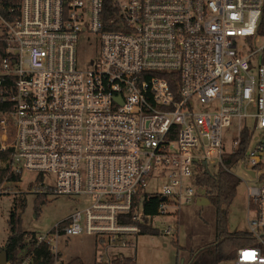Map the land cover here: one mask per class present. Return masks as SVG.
<instances>
[{"label":"built area","instance_id":"built-area-1","mask_svg":"<svg viewBox=\"0 0 264 264\" xmlns=\"http://www.w3.org/2000/svg\"><path fill=\"white\" fill-rule=\"evenodd\" d=\"M0 100L8 174H34L35 196L91 200L36 234L18 264H37L42 245L62 264L65 237L126 248L153 225L146 197L175 213L221 169L255 213L256 245L231 264H264V0H20L6 14L0 3Z\"/></svg>","mask_w":264,"mask_h":264},{"label":"rangeland","instance_id":"rangeland-1","mask_svg":"<svg viewBox=\"0 0 264 264\" xmlns=\"http://www.w3.org/2000/svg\"><path fill=\"white\" fill-rule=\"evenodd\" d=\"M96 51L95 45L93 48L86 46L81 55L88 61L96 55ZM0 168L4 169L3 162H0ZM212 172L215 173L216 169L212 168ZM34 179V174H24L20 182L8 186L2 184L5 189L3 191L2 186L0 188V192H3L0 196V254L10 236L9 218L15 204L19 214L22 211V204L25 207L22 214L23 230L44 235L91 203L87 197L53 195L36 201ZM159 187L158 183L150 181L147 191L153 192L159 190ZM196 203L182 208L177 215L169 212L167 215L156 216L152 224L160 234L129 237L132 245L126 248L120 247L119 243L103 248L97 245L96 239L92 236L65 237L58 243V251L61 254L59 261L66 263L80 257L85 264H108L114 258L132 257L135 258L136 264H182L190 252L208 245L215 238L214 207L210 205L200 207ZM249 205L248 189L242 181L233 204L228 208L227 227L230 233L250 231L249 220L254 218L255 213ZM169 227L172 228V234H163ZM99 254L103 255L102 263H97L100 259Z\"/></svg>","mask_w":264,"mask_h":264},{"label":"trees","instance_id":"trees-1","mask_svg":"<svg viewBox=\"0 0 264 264\" xmlns=\"http://www.w3.org/2000/svg\"><path fill=\"white\" fill-rule=\"evenodd\" d=\"M2 10L6 14L10 8H18L20 0H0ZM9 109V105L0 100V115ZM245 157V149L237 151L233 156L226 159L228 168H234L241 159ZM2 156L0 155V159ZM18 183L19 176L8 174L6 169L0 168V188L5 182ZM241 180L233 173L221 169L215 175L203 173L198 178L199 188L206 192L205 197L209 200L210 206L215 209V238L214 241L190 252L189 258L185 264H231L239 249L244 247H253L256 245V238L250 232L238 231L230 233L228 231V208L233 204L237 189ZM3 192H0V196ZM147 196V195H146ZM46 196L38 195L36 201L43 200ZM159 196H150L145 198L143 202L144 218L158 216V207L162 202ZM37 208V207H36ZM24 204L19 214L17 205L10 214L9 228L10 236L5 246L8 255V263L18 264L22 259V254L28 246H32L35 242V233H29L22 228V214L24 212ZM180 211V210H179ZM179 211H176L177 215ZM131 222V221H130ZM140 235L157 236L159 230L153 225L143 224ZM37 264H55V259L47 245H42L37 251ZM62 264H85L80 257H75L70 261ZM110 264H136L135 258L118 257L110 261Z\"/></svg>","mask_w":264,"mask_h":264},{"label":"water","instance_id":"water-1","mask_svg":"<svg viewBox=\"0 0 264 264\" xmlns=\"http://www.w3.org/2000/svg\"><path fill=\"white\" fill-rule=\"evenodd\" d=\"M207 164L205 163V168ZM200 197L197 200V206L203 207L209 205V200L205 197L206 192L204 190H199ZM164 200V199H163ZM0 264H8V255L6 253V248L4 247L0 254Z\"/></svg>","mask_w":264,"mask_h":264},{"label":"crops","instance_id":"crops-1","mask_svg":"<svg viewBox=\"0 0 264 264\" xmlns=\"http://www.w3.org/2000/svg\"><path fill=\"white\" fill-rule=\"evenodd\" d=\"M189 258V257H188ZM188 258H186L185 260L182 261V264H185L188 260ZM136 261V260H135Z\"/></svg>","mask_w":264,"mask_h":264}]
</instances>
